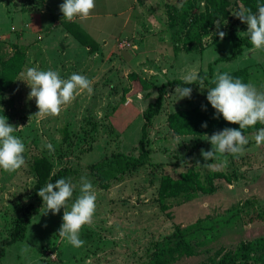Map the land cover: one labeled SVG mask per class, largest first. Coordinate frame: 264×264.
<instances>
[{
  "label": "rangeland",
  "instance_id": "obj_1",
  "mask_svg": "<svg viewBox=\"0 0 264 264\" xmlns=\"http://www.w3.org/2000/svg\"><path fill=\"white\" fill-rule=\"evenodd\" d=\"M227 1L230 16L220 22L226 33L221 40L215 25L199 38V17L210 13L209 0H95L87 20H73L100 44L91 48L61 25L64 0H0V75L8 67L3 63L16 61L0 82V116L22 127L13 135L24 143L26 161L11 174L0 169V246L24 210L43 203L37 193L60 169L67 168L66 179L77 186L69 210L82 176L96 194L92 223L79 233L86 242L82 247L58 236L63 208L46 216L42 210L31 219L26 238L6 248L1 264H146L158 241L197 223L203 226L198 253L173 264L239 261L245 243L264 239V144L256 146L254 134L246 135L254 142L243 155H219L207 162L214 165L209 169L200 166L205 163L200 153L211 150V135L185 136L173 128L178 122L172 117L207 101L208 86L190 87L191 98L179 101L168 90L149 129L150 159L137 164L143 111L158 89L230 57L237 41L250 42L243 35L247 24L232 14L262 0ZM123 41L128 44L121 48ZM29 67L57 71L61 79L86 76L93 91L78 90L58 116L29 120L38 111L35 100L27 99L30 88L20 81ZM241 68L249 69V84L264 91V49L245 47L238 59L217 64L214 77ZM48 143L51 154L44 147ZM191 170L203 191L169 197L163 210V180ZM239 264L260 262L251 256Z\"/></svg>",
  "mask_w": 264,
  "mask_h": 264
},
{
  "label": "clouds",
  "instance_id": "obj_2",
  "mask_svg": "<svg viewBox=\"0 0 264 264\" xmlns=\"http://www.w3.org/2000/svg\"><path fill=\"white\" fill-rule=\"evenodd\" d=\"M182 2V0H181ZM95 7V0H64L59 5L63 21L79 19L87 20ZM256 11L251 8H242L232 15L241 23L247 24V32L243 35L250 40L253 51L264 49V4H257ZM217 28L216 35L223 40L226 33L220 31V22L214 21ZM22 82L29 88L27 99L35 100L38 111L29 116L46 118L55 117L60 114L63 106L70 104L75 99L78 90H87L92 93L91 81L83 75L73 73L68 79H61L60 74L53 70H39L38 67H29L20 73ZM207 77H200L195 73H189L183 77L184 84H197L201 90L206 88ZM214 87L207 88V101L215 110V117L220 116L233 125H239V129L225 128L207 137L211 150L201 149V156L205 163L197 165L212 169L214 165L207 163L218 158L219 155H233L237 158L245 153V146L249 143L243 130L256 125L258 122L264 124V91L258 90L252 84H245L239 78H233L228 73H217L211 80ZM192 89L177 86L174 96L177 101L191 98ZM5 99L7 97H4ZM142 99V97H141ZM0 110L3 111L2 107ZM207 127V124H202ZM22 127L13 126L8 123L7 117L0 116V169L11 174L21 169L26 161L22 155L25 145L20 138L13 135ZM256 146L264 144V128L254 134ZM178 139V138H177ZM49 153L54 152L51 143L44 145ZM77 186L72 183L71 178H60L55 183L49 182L40 188L37 195L42 199L43 215H56L63 208L62 224L58 236L65 239L75 248L82 247L86 242L80 239L79 233L82 226L92 223L96 210V194L92 183L81 177L79 182V195L75 198L71 208L68 201L73 197ZM40 209V210H41Z\"/></svg>",
  "mask_w": 264,
  "mask_h": 264
},
{
  "label": "trees",
  "instance_id": "obj_3",
  "mask_svg": "<svg viewBox=\"0 0 264 264\" xmlns=\"http://www.w3.org/2000/svg\"><path fill=\"white\" fill-rule=\"evenodd\" d=\"M210 2V13L203 17H199L198 26L199 28V38L202 39L208 30L214 26V21H223L229 18L230 11L227 7L230 6V2L227 0H209ZM264 4V0L262 3ZM253 12L257 9L256 7L251 8ZM61 25L67 29L70 33L75 35L86 47L97 48L100 44L90 36V34L84 30L75 21H63ZM245 47H253L250 42L237 41L234 45L233 54L227 58H220L208 65V70H201L197 75L200 77H207L205 80V85L208 87H214L211 84V80L214 78V67L222 61H233L238 59L243 53ZM15 62L8 60L3 63L5 68L4 73L0 75V82L5 77V74L11 68H15ZM234 79L239 78L243 83L249 84V69L241 68L235 71L229 72ZM1 84V83H0ZM197 84H184L183 79L176 78L173 80H168L158 89V95L155 101L149 103L147 108L143 111L144 126L142 129V136L139 141L142 154L139 158L138 165L144 166L148 163L150 155L152 153L151 149L148 147L149 144V129L152 127L154 119L162 112L166 96L168 95V90H175L177 86L181 87H192ZM216 115L215 110L211 107L208 101H205L198 106L183 110L182 112L176 114L173 119L178 122L176 125L174 123L173 128L177 130L179 134L185 136H196L204 137L207 135H212L215 132L222 131L225 128L239 129V125H233L227 123L222 116L218 119L214 118ZM206 123L207 127H202V124ZM180 125V127H176ZM264 128L263 124L257 123L254 126L248 127L243 130V134L250 135L255 134L259 129ZM254 141L249 140L246 146H249ZM69 170L67 168L60 169L55 173L49 180V182L55 183L57 179L66 178ZM204 185L201 183L198 174L194 171H189L184 173L179 179L174 180L170 177H166L160 187V199L162 201L163 210L168 209L167 202L169 197H177L180 195H186L187 198H191L194 193L201 190L203 191ZM207 190V189H206ZM209 191V190H208ZM43 203H38L36 205L28 206L22 216L18 219L16 226L11 231L10 238L3 241L2 246H0V264L6 255V248L23 241L26 238L27 229L31 223L33 216L39 214L43 209ZM41 209V210H40ZM203 230V226L200 223L195 224L188 229L177 228L172 234L167 236L162 241H158L155 249L146 264H173L178 258L183 256H194L198 253L197 247L201 242L198 241L200 234ZM254 256L256 261L260 264H264V239H258L257 241H252L245 243L237 254V259L239 261H231L229 257H226L228 261L221 259L215 264H239L242 262H247L248 259Z\"/></svg>",
  "mask_w": 264,
  "mask_h": 264
},
{
  "label": "built area",
  "instance_id": "obj_4",
  "mask_svg": "<svg viewBox=\"0 0 264 264\" xmlns=\"http://www.w3.org/2000/svg\"><path fill=\"white\" fill-rule=\"evenodd\" d=\"M127 41H123L122 43H121V48H124V47H126L127 46Z\"/></svg>",
  "mask_w": 264,
  "mask_h": 264
}]
</instances>
